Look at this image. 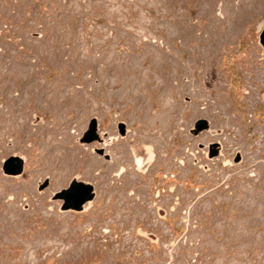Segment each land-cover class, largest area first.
Listing matches in <instances>:
<instances>
[{"label":"rangeland","instance_id":"374dc122","mask_svg":"<svg viewBox=\"0 0 264 264\" xmlns=\"http://www.w3.org/2000/svg\"><path fill=\"white\" fill-rule=\"evenodd\" d=\"M0 5V62L29 60L41 83L64 77L69 87L25 104V132L5 134L0 122V264H264L255 228L264 218L255 202L264 193V1ZM24 75L0 93V111L24 93ZM92 118L100 142L80 144ZM199 119L209 129L194 135ZM49 125L69 141L67 165L40 156L36 135ZM212 143L221 155L210 159ZM13 156L25 162L20 176L3 171ZM74 179L92 184L95 199L61 211L54 195ZM214 213L239 226L221 251Z\"/></svg>","mask_w":264,"mask_h":264},{"label":"bare ground","instance_id":"6f19581e","mask_svg":"<svg viewBox=\"0 0 264 264\" xmlns=\"http://www.w3.org/2000/svg\"><path fill=\"white\" fill-rule=\"evenodd\" d=\"M20 1H22V0H20ZM257 1H264V0H255V1L253 0V2H257ZM0 7H1V5H0ZM3 10H4V7H3ZM64 37H65L64 34H61L59 37H56L55 39H53V43H52L53 45L50 44L51 45L50 50L53 52V55H57V53L55 52L57 47H54V46L58 42L64 40ZM59 58H60V56H59ZM5 60H9V59H5ZM30 60H31V58H30ZM16 61H17V59H16ZM19 62H20V64H11L10 62L6 63V61L0 62L1 65L5 64V63L7 64V67L4 65L5 70L0 75V93H2L5 88L11 89L13 87H17L18 85H20L22 80H23V75L25 73H26L24 75L25 77H28V76L30 77L29 81H27V83L24 84V88H25V90L23 91L24 93L19 95L16 98L15 102H12L11 105H9V106H5V109L0 111V115L4 116V119L2 121L0 120V122L3 125L5 134H7V133L8 134H19V133H23L27 130L25 128L26 116H25V114L23 115L25 104H28V103L34 101L36 98L41 99V100L44 98H49L48 93L51 91H59V92H61L62 95L66 96V94H67L66 90H69V87L67 86V82L65 81L66 79L64 77H59L57 80H55L53 82L50 81L48 84L47 83L43 84V83H41V81L38 80V77H37V74L35 71L36 66L34 65L35 64L34 62H33L34 64H30V63H28L29 60L23 61V59H22V61H19ZM34 76H36V77L34 78ZM63 91H64V94L62 93ZM230 121L233 122L232 119H230ZM35 141H36V147L38 146L41 148L40 156L42 155V158L45 156L48 159H52V158L54 159V157L56 156V157H59L55 161L56 162L55 164L57 166L60 167V165L64 166L65 164L66 165L68 164V161H69L68 157H69L70 151L68 150L67 146H68L69 141H68L67 137H65L63 135L61 129H57L51 125L45 126L40 131L37 132ZM18 143H20V142H18ZM51 162L53 163V161H51ZM75 163H78L76 161V159H75ZM67 168H68V166H67ZM94 170H95L94 167L88 168L86 175H88L91 178H94L95 177L94 176ZM258 196H259V198H258L259 202L258 201H255V202H256V205H258V206L260 204V211L259 212H261V214H263V212H264V205H263L264 204V193H263V195L259 194ZM124 199H126V197L123 196V200ZM215 199H217V198H215ZM261 202H262V204H261ZM217 203H218L217 200H215L213 202L212 210L215 209V205ZM222 217L223 216L221 214L214 213L213 218H212V222H211L212 225H211L210 233H211V238L213 240V248L217 251H221V249H220L221 246L223 249V247L225 246V245H223V243L227 242L228 244H231L234 241L235 238L232 235L230 236V233L235 234V231L239 227L238 225L235 226L233 224L230 225V227H228L226 225L222 226L219 222ZM260 218H259V220L255 221V228H256V230L258 229L260 232V235L258 236V239L256 241H258L259 245L262 246V248H264V218L262 216ZM224 229L227 230L226 233L223 232ZM229 229L231 232L229 231ZM218 231H221V232L218 233ZM221 237H223V238L219 239Z\"/></svg>","mask_w":264,"mask_h":264},{"label":"water","instance_id":"95a60500","mask_svg":"<svg viewBox=\"0 0 264 264\" xmlns=\"http://www.w3.org/2000/svg\"><path fill=\"white\" fill-rule=\"evenodd\" d=\"M260 44L264 48V28L259 36ZM119 134L124 137L126 129L123 125L119 126ZM209 129V123L205 119H199L194 124L192 133L198 135L201 132ZM95 141L100 142L98 132V121L96 118H92L83 135L79 138L80 144H90ZM98 154L105 156L108 159L109 156L105 155L103 149L98 150ZM221 155V146L219 143H212L209 145L208 158L213 159ZM239 159V158H238ZM24 160L21 157H10L4 162L3 171L6 175L20 176L24 170ZM49 181L46 180L40 187L42 191L47 187ZM95 199V189L92 184L76 179L72 180L69 186L54 195L53 200L61 201V211H76L81 212L87 203Z\"/></svg>","mask_w":264,"mask_h":264},{"label":"flooded vegetation","instance_id":"af4514ba","mask_svg":"<svg viewBox=\"0 0 264 264\" xmlns=\"http://www.w3.org/2000/svg\"><path fill=\"white\" fill-rule=\"evenodd\" d=\"M99 132V131H98Z\"/></svg>","mask_w":264,"mask_h":264}]
</instances>
